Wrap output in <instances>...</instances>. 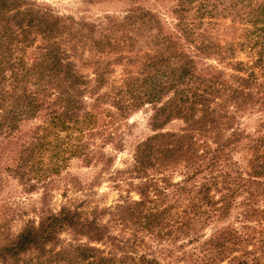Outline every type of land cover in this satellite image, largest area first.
<instances>
[{
	"label": "trees",
	"instance_id": "1",
	"mask_svg": "<svg viewBox=\"0 0 264 264\" xmlns=\"http://www.w3.org/2000/svg\"><path fill=\"white\" fill-rule=\"evenodd\" d=\"M114 1L132 6L88 21L0 0V172L27 193L47 199L74 159L112 163L122 120L153 110L113 208L122 240L100 215L63 205L0 238V264H264V122L257 135L238 128L264 111V0ZM88 54L92 73L80 66ZM174 121L184 127L166 131ZM236 209L240 226L206 235Z\"/></svg>",
	"mask_w": 264,
	"mask_h": 264
},
{
	"label": "rangeland",
	"instance_id": "2",
	"mask_svg": "<svg viewBox=\"0 0 264 264\" xmlns=\"http://www.w3.org/2000/svg\"><path fill=\"white\" fill-rule=\"evenodd\" d=\"M32 1L49 7L61 16H72L79 20L88 21H99L106 15L121 16L123 11L132 6L114 0ZM142 5L155 6L154 2L151 1L142 3ZM162 12L166 13L164 10ZM94 59L96 58L88 54L85 59L80 61V66L85 73L93 72ZM121 77L122 67L117 66L114 78L119 81ZM152 113V107L145 106L133 114L128 121L122 120L118 129L119 138L123 145L122 150H117L111 145L106 149L107 153L113 157L112 163L108 165L93 163L88 166L81 159L72 160L61 177L58 178L59 182L51 196L45 200L41 191L27 193L18 180L8 173L0 172V238L3 237L2 239H4L9 234L15 236L29 221L38 223L44 213L48 211L59 212L63 205H71L74 208L87 209L92 216L100 215L102 221L109 223L114 233L119 235L122 240V225L114 220L113 208L122 201L123 197L128 195L127 190L130 189L126 182L128 175L124 171L133 165L137 145L153 134L149 125ZM263 122L264 111L250 110L239 117L238 128L247 134L257 135ZM183 127V121H174L167 126L166 131H180ZM248 157L249 153L245 147L239 148L234 153V159L243 172L247 170ZM181 177V172L173 175L175 181H180ZM131 197L138 199L136 193H132ZM262 207H264V203H262ZM239 211V209L234 210L227 221L214 224L203 231L209 236L223 224L232 223L240 226L236 220ZM125 234L126 237H132V231L127 230ZM63 237L69 238L68 235ZM151 243L156 249H159L160 243L166 245L170 244V241H152ZM190 247L193 248L194 245H190Z\"/></svg>",
	"mask_w": 264,
	"mask_h": 264
}]
</instances>
